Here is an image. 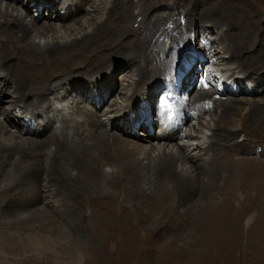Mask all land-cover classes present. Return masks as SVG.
Listing matches in <instances>:
<instances>
[{
    "label": "bare ground",
    "instance_id": "6f19581e",
    "mask_svg": "<svg viewBox=\"0 0 264 264\" xmlns=\"http://www.w3.org/2000/svg\"><path fill=\"white\" fill-rule=\"evenodd\" d=\"M150 2L151 0H25L21 6L16 0H0V86L3 83V87H0V101H10V108L18 107L14 113H6L7 105L0 106V172H8L7 184L3 185L5 188L0 187V207H4L0 208V219L47 216L50 219L72 222L80 220L84 214H80V208L72 201L78 200L76 197L82 196L85 190L100 192L93 194L100 198L97 197L91 210L93 216L99 218L100 214L108 213L105 202L108 203L111 196L124 192L130 195L129 192L135 190L136 209L142 211L147 218L160 222L164 217L161 213L166 214L172 209L170 212L173 219L179 215L181 221L187 219V223L192 222V226L186 230L187 234H201L204 230L213 233L212 228L218 231L222 222L229 224V229L238 222L239 217L230 216L220 220L213 215L215 209L233 204L237 190L244 192L240 198L243 204L252 206L261 203L264 198V162H253L249 177L223 166L226 163L223 160L226 151L241 146V139H237V136L242 131H248L249 134L254 130L252 117L243 124L236 123L235 104L246 98L227 97L230 100H226L219 96L214 87H205L206 82L215 75L209 73L210 67L214 66L219 76L230 81L225 92L228 91L231 95L255 93L251 85L246 90L244 78L250 73V65H253L251 68L258 74L260 71L264 72V51L257 59L249 54V45L253 44L252 48L259 51L264 43L259 34L255 33L256 21L231 14L232 18L235 16L233 27H238L237 20L244 26V38L239 41L232 34L235 32L230 31L220 32L217 37L211 38L204 49L210 53L214 62L209 63L202 58L201 65L209 68L204 69L202 74L199 71V88L191 89L187 106L180 107L177 104L170 88L167 100L163 98L162 102L166 104L165 109H155L154 113L156 90L160 86L173 84L176 66L173 72L167 70L168 61L158 56L166 39L162 35L155 37V25L149 30V40L146 43L142 41L139 30L143 24L140 28L139 26L145 21ZM186 5L183 2L178 12L173 9L172 13L156 19L157 24H160L178 18L181 30L170 29L171 44L184 39L192 31L191 22L194 18L191 15L188 17L190 12L197 13L198 20L203 16L219 21L223 18V13L215 9L201 10L199 13ZM33 6L35 11L46 12L48 20L38 24V18L33 14L28 19V11ZM213 27L215 26L210 25V28ZM129 35L132 36L127 39ZM211 41L218 42V48L211 49ZM149 43L151 50L148 51L143 45ZM224 53L230 54L224 57ZM163 54L165 55L164 52ZM117 56H125L129 63H134L130 71L121 74L119 90L117 86L111 89V84L115 86L112 77L116 72L112 64L119 59ZM199 59L195 60L192 70L199 66ZM232 61L239 65L228 71L235 72L220 71L224 68L220 69L219 65L223 62L230 65ZM261 65L262 68H259ZM156 74L165 75V81H158L155 86L152 84V90L147 93V83ZM189 76L187 74L184 79ZM55 78L58 80L55 81ZM8 85L12 88L6 91ZM196 89L197 93L194 95ZM49 91L51 92L47 95ZM114 91L116 93L113 97H117H112L111 103L103 109L107 96ZM6 93L9 98L3 100ZM137 94L142 96L136 98ZM29 95L34 99L27 100ZM119 98L122 99L121 102ZM134 98L137 104L131 106L130 100ZM187 108H192L194 113L191 115ZM62 111L69 113L62 114L59 119L61 125L57 127L56 118ZM206 112L209 113L207 117ZM171 113L187 114L190 119H198V124H185L187 127L182 141L177 137L181 129L178 122L166 119L164 123H155V115L159 118L162 114ZM149 123L156 127L154 132L150 130ZM164 124L171 129L163 128ZM205 128L211 132L206 133ZM46 134L47 137L38 146L39 139ZM149 139H155L157 143ZM247 139L245 137L243 141ZM32 146L40 147L38 151L43 153L29 156L25 149ZM46 149L47 152L44 153ZM17 153H21V156H16ZM26 155L30 158H25ZM15 156L17 158L13 159ZM38 172H44V181L50 179L52 189L58 187L65 194L64 198L59 201L48 195L50 198L46 197L45 201L49 202H45V207L31 212L25 208L12 209L11 207L17 206L16 199L19 196L7 194L10 192L7 186L16 181V176L23 178V181L34 179L38 185H42V177ZM28 183L37 186L34 182H27L20 184V188H27ZM3 190L7 192L6 197ZM194 192L196 195L191 197ZM52 193L56 195V192ZM209 195L210 200L206 199ZM38 196L42 197V194ZM21 199L20 197V201ZM68 199L72 200V204L65 203ZM171 199H175L174 203L169 204L172 208L161 211L162 206L168 207L167 201ZM50 202L56 208L49 209L47 204ZM62 202L64 206L61 210L57 207L62 206ZM214 204L216 205L213 207ZM9 208L13 211H8ZM10 212H14V215L1 216ZM126 217L129 218L128 215ZM105 220L111 227L125 226L130 221L123 217ZM143 229L147 231L144 227ZM138 230L141 231V228ZM2 245L18 248L11 238H6ZM77 255L80 254L75 255L80 264L81 259Z\"/></svg>",
    "mask_w": 264,
    "mask_h": 264
},
{
    "label": "rangeland",
    "instance_id": "374dc122",
    "mask_svg": "<svg viewBox=\"0 0 264 264\" xmlns=\"http://www.w3.org/2000/svg\"><path fill=\"white\" fill-rule=\"evenodd\" d=\"M16 1H18L19 5L21 6L25 2V0ZM183 2L187 4V7L196 9L199 13L201 10L205 11L215 9L216 11L223 13V18L219 21L203 16L202 18L199 17L200 20H198V14L190 12L188 17L191 15V17L194 18L191 22L192 31L189 32V34L184 37V39L178 40L174 44H171L169 36L171 33L170 29H176L179 31L181 30V24L178 18L175 17L160 24H157L156 19L172 13L173 9L174 11L178 12L182 8ZM196 2H198V4H196ZM34 7L35 6L31 7V11H28V19H31L33 14L36 18H38L36 19L38 24H41L46 19L48 20L49 17H46V12L45 14L44 12H41V14L39 11H35L36 8ZM147 7L149 10L147 11L145 21H143L139 26L140 28L143 24L139 30L142 41L146 43L149 40L151 33L149 30L152 25H155V37L162 35L163 39H166L164 46L162 47V50L159 52L158 56H160V59H165L168 61L167 65L169 69L167 70L171 72L174 71L175 66L188 62V52L185 49V44L187 41L191 42L193 40V44H196L197 47L203 51V58L209 63H213L214 61L211 59L212 56H210V53L206 52L204 46L210 41L211 38L217 37L218 33H226L229 31L231 33L235 32L232 34H234L236 38L241 41L244 38V26L239 24L240 20H237L238 27H233L235 23L234 17L236 14L240 18L243 17L256 21L257 28H254L255 33H258L260 39L264 40V0H194V2H187L186 0H151ZM21 10L23 11V9ZM186 11L189 12L188 9H186ZM231 14L235 16L232 18V16H230ZM149 18L151 20H149ZM176 24L177 26L175 27ZM210 25L215 27L212 29L210 28ZM130 36L132 35H129L127 39ZM211 43L213 45L211 49L218 48V42L211 41ZM143 46L146 50H151L150 43ZM252 46L253 44L249 45V54H251L254 59H257L261 56V52L264 51V43L261 44L262 47H260L259 51H256L254 48H252ZM229 54L224 53V57L228 56ZM118 58L119 59L112 64V67L116 72L112 77L115 86L111 84V89L117 86L118 88H116L119 90L120 77L124 73L130 71L134 63H129L125 56ZM249 62L252 64L251 61ZM232 63L233 61L231 64ZM231 64L227 65L223 62L218 67H221L220 69L224 68L220 70L223 73H232L235 72V70H228L233 69L234 66V68H236L239 63H233L232 66ZM252 66L253 65H250L248 67L250 69V73H248L244 79L247 83L246 90L248 91L250 89L249 85H251V87L255 90L253 95H248L249 93L231 95L228 91H224V93L222 92L220 94L221 97L226 100H230V98L227 97H235L237 99H240L241 97L246 98L243 102L235 104L236 123L238 122L243 124L245 121L250 120V117L254 118V130L249 134H247L248 131H242L240 135L237 136V139H241V146L226 151L225 155L223 156V160L227 163L223 164L224 167H227L230 170L240 171L243 173V175L246 174L247 177H249V174L253 169V162H264V80H261V78L264 77V72L261 73L260 71L258 74L257 71H254L251 68ZM259 68H262V65ZM171 72L169 75H171ZM164 78L165 75L156 74L147 83L148 86L146 88V92L150 93L152 90V84L155 86L158 81L164 82ZM78 79H82V77H78ZM54 80L57 81L58 78H55ZM1 82L2 77H0V83ZM27 86L28 85H26V88ZM68 86H70V84ZM0 87H3V83ZM196 87L199 88L198 80L195 85V88ZM11 88L12 86L8 85L6 87V91L10 90ZM162 88L163 89L160 90L158 94V97L161 96V102H163L164 99L167 100L170 94L171 86L165 85ZM50 92L51 91L47 92V95H49ZM115 93L116 92L114 91L107 96V101L105 100L106 102L103 104V109H105L111 103L113 100L112 97ZM193 93L195 95V93H197V89ZM43 96H45V94ZM140 96H142V94H137L136 98H139ZM115 97L117 96H114L113 98ZM8 98L9 94L6 93V95L3 96V100ZM26 98L29 101L34 99L32 95H29ZM136 98L130 100L131 106H135L137 104ZM121 101L122 99L119 98V102ZM164 102L168 103V101ZM10 104H12L10 101H0L1 107L7 105V107H5L6 113H14L16 111L15 109L18 107L15 108L11 106L10 108ZM66 113L69 112L64 113V111H62V113H60L57 117V120L62 117V114L65 115ZM208 114L209 113L206 112V117ZM78 117L81 118L82 116ZM103 118L106 117L104 116ZM105 121H107V119H105ZM189 122V124H198V119H191ZM154 129H156V127H154ZM205 131L206 133L211 132V130L206 128ZM46 137L47 134L43 138L39 139L40 141L37 145L39 146ZM69 137L71 138V136ZM245 137L248 139L243 141ZM149 140L153 142L155 141L154 143H157V140L155 139ZM38 146H36L37 148L32 146L29 149H25V151L29 152L30 154L28 153V155L32 157L34 155H38V153H43L38 151L40 149ZM52 147L54 148V146ZM46 152L47 149L44 151V153ZM18 155L21 156V153L16 154V156ZM28 155H26L25 158H30ZM16 156L13 159L17 158ZM199 161L200 159L198 162ZM38 173L41 174L42 185H38V182L34 179H25V181H23V178L21 179L20 176L17 178L16 176L14 177V180L16 181L13 184L7 186L8 189H10V192L7 193L3 190L4 197H6L5 193L11 194L13 196L16 195V197L19 196L16 199V202L18 203L17 206L11 207L12 209L22 208L21 210H24L23 208H25L26 211L31 212L33 209L37 210L43 206L45 207V202H49L45 201L48 195L50 197H54L51 199L57 198L59 201L64 198L63 196L65 194H63L62 191L58 189V187L54 190L52 189L53 186L51 185L52 181L50 179L44 181V172ZM7 174V171L2 173L0 172V179L2 180L0 187L2 186V189L5 188L3 185L7 184ZM27 182H34L37 186H33V184L28 183L27 188H20V184L22 185V183ZM51 190L56 192V195L55 193H52ZM85 191H83V194H81L82 196L76 197L79 201L76 199H73V201L68 199L65 202L71 203L72 201L76 203L80 208V214H84L83 218H80V220L75 219L74 222L70 220H59L56 218L50 219L47 216L42 218L34 217L25 219H5L7 218L5 217L0 219V264H78L75 256L76 254H80L77 255L78 257L80 256V264H264V198L261 200L260 204L252 206L243 204L242 201H240V198L244 192L237 190V197L233 201L232 205L219 207L213 212L215 219L220 220L227 219L230 216L239 217L240 219L234 226H232L233 228L230 227L231 230L229 229V224L222 222L224 224L220 223L221 226L218 228V231H216V228L211 229L214 231L213 233L204 230L201 234H187L186 230L192 226V222L187 223L189 222L187 219H183V221H181L179 215L173 219V215L170 212L172 209L170 211L168 210L166 214L161 213L164 217L160 222H156L154 218H147L146 215L142 214V211L137 210L136 208L138 207L135 206L134 202L136 199L135 190L129 192L130 195L124 192L125 194L121 193L119 194L120 196H111L112 199L110 198L108 203L105 202L107 212L110 213H107L106 215L100 214L101 217L99 218L101 219L96 218L93 216L91 210L95 205V200L100 198V196H94L93 194L100 192L95 190ZM40 194H42V197L38 196ZM50 194L54 196H51ZM159 195H161V193ZM195 195L196 193L191 197H194ZM210 196L211 195L207 196L206 199L210 200ZM20 197L22 198L21 201ZM107 197H110V195ZM216 200H219V198ZM158 201H160V199H158ZM174 201L175 199L168 200V207L162 206L161 211H167L166 209L172 208L169 206V204L174 203ZM81 203L83 205H80ZM215 205L216 204L212 206L214 207ZM54 206L55 204H51V202L47 204L49 209H52ZM60 206L57 208L62 210L64 206L63 202L62 206ZM0 208L3 209L4 207ZM11 208H9L8 211H13ZM180 208L181 206H179V209ZM12 213L14 212L1 214V216H13L14 214ZM26 213L27 215H30L28 212ZM161 214H159V216H161ZM127 215L129 218L126 217ZM119 217H123L124 220L130 221H128L125 226L115 227H111L109 223L105 222V219H117ZM154 225L155 227H153ZM142 226L147 229L146 232ZM200 226L203 227V225ZM139 227L141 228V231L138 230ZM6 238H11L13 242L18 245V248L3 246L2 242L5 241Z\"/></svg>",
    "mask_w": 264,
    "mask_h": 264
}]
</instances>
